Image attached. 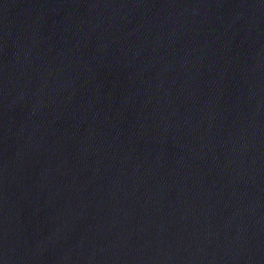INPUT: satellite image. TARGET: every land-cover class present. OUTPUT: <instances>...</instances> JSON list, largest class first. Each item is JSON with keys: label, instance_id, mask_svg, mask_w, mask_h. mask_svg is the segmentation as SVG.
<instances>
[{"label": "water", "instance_id": "obj_1", "mask_svg": "<svg viewBox=\"0 0 264 264\" xmlns=\"http://www.w3.org/2000/svg\"><path fill=\"white\" fill-rule=\"evenodd\" d=\"M0 264H264V0H0Z\"/></svg>", "mask_w": 264, "mask_h": 264}]
</instances>
